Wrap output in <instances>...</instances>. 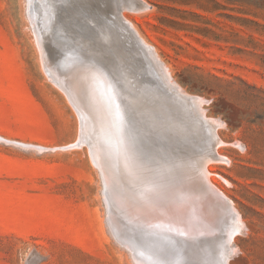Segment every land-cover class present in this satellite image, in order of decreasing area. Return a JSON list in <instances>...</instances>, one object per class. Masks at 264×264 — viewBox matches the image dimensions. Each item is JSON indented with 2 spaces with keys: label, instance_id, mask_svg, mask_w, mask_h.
Wrapping results in <instances>:
<instances>
[{
  "label": "rangeland",
  "instance_id": "1",
  "mask_svg": "<svg viewBox=\"0 0 264 264\" xmlns=\"http://www.w3.org/2000/svg\"><path fill=\"white\" fill-rule=\"evenodd\" d=\"M141 1L146 8L124 0L128 20L157 48L178 84L205 99L204 116L224 122L216 131L226 142L219 153L227 161L211 164V181L217 180L215 185L231 199L244 225L232 242L235 251L228 264H264V0ZM77 3L73 0L61 10L63 31L52 35V28L44 29L42 49L29 0H0V136L47 149L0 140V264H141L137 248L149 245L142 226L139 246L132 243L133 224L107 203L105 181L91 155L95 134L80 144L81 118L45 70L47 64L62 70L77 44L81 51L87 48L86 58L96 61L90 50L96 33L84 25L95 23L80 19L88 6L84 0ZM91 10L102 21L104 5ZM39 22L44 27L42 17ZM93 78L85 90L88 102ZM136 116L126 108L122 113L114 110L102 126L113 129L116 123L147 155L160 141H148ZM159 126L152 131L183 150L179 159H194L184 149L192 140L194 152L206 146V135L196 139L186 126L176 133ZM112 209L131 226L120 225L128 237L114 226ZM226 239L225 233L200 235L175 254L188 258L171 264H222ZM162 245L148 248L161 259L155 261H175L170 248Z\"/></svg>",
  "mask_w": 264,
  "mask_h": 264
},
{
  "label": "bare ground",
  "instance_id": "2",
  "mask_svg": "<svg viewBox=\"0 0 264 264\" xmlns=\"http://www.w3.org/2000/svg\"><path fill=\"white\" fill-rule=\"evenodd\" d=\"M67 1L70 2L67 3ZM72 1L40 0V3L36 5L37 0H29L30 15L33 18L35 33L42 49L45 45L42 38L46 41L44 29L52 28V35L63 31L64 28L60 26L63 20L61 10ZM74 1L82 4V0ZM115 1H117V7L122 8V18L132 26L163 64L170 86L176 90L180 97L189 101L184 106L186 108L184 115H180L181 117L175 120L174 115L177 114L174 109L168 106L158 109L157 103L152 99L153 97L144 95L146 93L136 76L131 75L124 66L123 60L117 57V61L121 62L116 63L114 69L117 72L120 70L122 73L123 78H120L124 81L125 90L120 88L108 72V67L104 66L102 61H97L98 63L95 64L96 61L86 58L80 50V46L78 47L79 44L72 48L70 54L69 51H66L68 54L62 70L59 69V71L55 67H51L50 64H47L45 70L68 95L81 118V120L79 119L81 121L80 143H83L91 132L95 134L94 144L90 146L91 155L94 163L102 172L107 188L105 195L107 203L110 207L115 205L121 215L133 224L131 227L126 222L123 223L112 209L110 219L114 221V226L120 232L123 231L122 236L128 237V230L123 229L124 227L120 228V225H128L127 227H131L129 229L132 233L129 238L138 247L139 245L136 243L139 240L137 238L142 234L139 231L140 227L146 228V233L150 238L147 240L149 245L145 246L149 248L150 245H153L151 247L156 248L158 245L164 244L162 247L170 248L171 251L169 252L175 261L163 259L161 262L171 264L182 261L183 257L188 258L185 253L180 254L178 258L175 257V254H178L177 250L181 251L184 246L191 245V242H194L200 235L206 237L215 235L217 237L219 233H225L227 239L222 264H228L235 251L232 242L235 236L242 232L244 225L231 199L215 185L217 180L212 178L211 181V164L227 161L219 153L220 146L225 145L226 142L220 138L219 131L218 134L216 131L224 127V122L217 118L204 116L203 104L206 103L205 99L188 93L178 84L173 78L170 67L162 61L157 48H154L143 38L137 27L124 14L127 9L124 0ZM115 1L84 0V4L88 7L82 9L80 19L82 21L88 19L95 23V26L90 23L84 25L95 28V33L99 38L115 37V40L118 39L119 42V37L124 35V28L109 17H105V19L111 26L104 25L105 23L99 20L97 11L91 10V7H99L100 4L104 5L106 9L113 4L114 8L117 9L114 5ZM58 2H61V5ZM127 2H133L132 5L137 9L147 7L135 0H127ZM102 13L106 15L105 11ZM41 17L45 21L44 27L39 22ZM65 69L67 73L64 72ZM92 78L95 79V85L91 88L93 98L90 97L88 102L85 90H87L88 83ZM100 83L103 84L102 89L104 90H101ZM101 92H104V95ZM189 107H192V113H195L197 118L195 115L194 117L190 116ZM125 108L137 115V121L141 122L142 132L148 141H160V143L152 144L153 148L147 150V155H143L145 151H141L138 146L134 145V142L121 133L116 123L113 124V129L102 126L106 124L108 115H114V110L117 113H122ZM157 111L163 114L162 118H158ZM182 120L186 122L185 125L178 124ZM169 122H173L177 126L168 127ZM155 124H159L160 129L163 128L162 131L167 129L173 133L186 126L185 130L193 132L196 139H200L203 134L206 135V146L205 144L204 146L201 145L198 147L200 148L199 151L194 152L195 141L192 140L193 144H188L187 148L184 149H187L188 153L193 152L194 159L188 161L179 159L178 154L180 152L184 154L183 150L179 151L169 142L162 141L156 132L152 131V126L155 128ZM0 140L26 148L47 150L35 145L10 142L2 136H0ZM71 147L75 146L71 145L68 148ZM106 165H110L113 171H109ZM130 184L134 185L133 188L130 187ZM122 209L125 211L123 212ZM129 244L131 243L129 242ZM148 248L142 245L137 248L143 255L140 260L141 264H159L155 261L161 260L159 256L153 254Z\"/></svg>",
  "mask_w": 264,
  "mask_h": 264
},
{
  "label": "water",
  "instance_id": "3",
  "mask_svg": "<svg viewBox=\"0 0 264 264\" xmlns=\"http://www.w3.org/2000/svg\"><path fill=\"white\" fill-rule=\"evenodd\" d=\"M135 1L142 3L140 0ZM114 5L117 7V1L114 2ZM142 5L144 4L142 3ZM101 7L102 4L99 6L100 10ZM121 9V7L115 9L112 4L108 9L105 8V10L101 11L106 12V15L102 18V22L105 23L104 25L111 26L105 17L112 18L124 28V35L121 38L119 37L118 42V39L115 40V37L109 39L96 38L98 36L96 34V37H94L95 43L90 44L91 46L89 45L90 50L95 52L93 55L95 60L102 61L103 65L105 64L108 67V72L112 75L118 86L125 90L124 81L120 78H123L122 73L120 70L117 72V70L114 69L115 64L119 62L116 58L118 57L120 60H123V64L130 71V74L136 76L137 81L146 93L144 95L146 97H153L152 99L157 103L158 109L163 106L164 108L168 106L174 109L176 114L184 115V109H186L184 106H186L189 101L180 97L176 90L170 86L168 82L169 78L163 64L156 58L155 53L144 43L132 26L122 18ZM89 29L95 31L92 27ZM81 49L84 55H87V53H85L87 52V48L85 49L84 47ZM105 53H108L110 56L106 57ZM90 56L93 57L92 55ZM105 59L107 60L105 61ZM191 108L190 116L194 117L195 113H192ZM157 115L158 118L163 117L160 111H157Z\"/></svg>",
  "mask_w": 264,
  "mask_h": 264
}]
</instances>
